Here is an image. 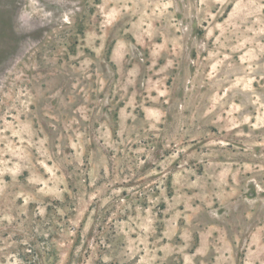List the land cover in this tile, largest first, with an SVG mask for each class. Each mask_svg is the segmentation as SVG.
I'll use <instances>...</instances> for the list:
<instances>
[{
	"label": "rangeland",
	"instance_id": "374dc122",
	"mask_svg": "<svg viewBox=\"0 0 264 264\" xmlns=\"http://www.w3.org/2000/svg\"><path fill=\"white\" fill-rule=\"evenodd\" d=\"M0 264H264V0H0Z\"/></svg>",
	"mask_w": 264,
	"mask_h": 264
}]
</instances>
